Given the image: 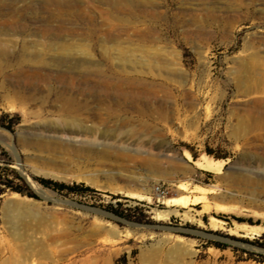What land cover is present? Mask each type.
<instances>
[{"label":"rangeland","instance_id":"rangeland-1","mask_svg":"<svg viewBox=\"0 0 264 264\" xmlns=\"http://www.w3.org/2000/svg\"><path fill=\"white\" fill-rule=\"evenodd\" d=\"M0 118V264H264V0H0Z\"/></svg>","mask_w":264,"mask_h":264},{"label":"bare ground","instance_id":"bare-ground-1","mask_svg":"<svg viewBox=\"0 0 264 264\" xmlns=\"http://www.w3.org/2000/svg\"><path fill=\"white\" fill-rule=\"evenodd\" d=\"M37 87H13L12 91H13V97L17 100L20 101H24L27 98V91H29L30 89H36ZM68 88V87H67ZM152 89V88H151ZM65 87L62 88L61 91V96L63 99H68L63 93H64ZM151 91V90H150ZM6 97H11V94H6L4 95ZM260 121L259 119L256 120V122H254V124L257 126L259 125ZM208 169L212 170V171H220L221 170V164H207L205 165ZM34 183V182H33ZM196 190H199L203 193V195L201 196H197L195 198L191 197L189 194H177L175 196L172 197H167L163 200V202L170 207L167 210V213H173V212H177L178 208H188L193 202H200V201H206L207 197L206 194L210 191L209 188L206 187H202V186H196L195 188ZM188 191L190 190V185L189 184H180L179 185V191ZM209 204V203H208ZM207 203L205 204V208L209 209L210 206ZM172 207H174V209H172ZM225 210H230L225 209ZM220 223H222V220L216 218V217H211L210 219V224L213 226H218L220 225ZM232 231L236 232V233H241L245 236L248 235H260V234H264V228L261 227H255V226H249L246 224H238L235 226V228L232 229Z\"/></svg>","mask_w":264,"mask_h":264},{"label":"trees","instance_id":"trees-1","mask_svg":"<svg viewBox=\"0 0 264 264\" xmlns=\"http://www.w3.org/2000/svg\"><path fill=\"white\" fill-rule=\"evenodd\" d=\"M0 125L7 128V129H10V130L13 128V125L7 124L3 121L2 122L0 121ZM37 179L42 184H44L45 186L50 187V188L55 189V190H58V191L68 190L70 192H78L81 189V186H83V185L77 184V183H74L73 185H69V184H66L63 182L55 181V180H52L50 178H44V177H39ZM3 184H5L6 188H10L11 190H15V191H18V192L23 193V194H28L29 196H33V197L37 196L33 192H26L24 189H21L20 187H14L10 183L4 182ZM2 192H3L2 189H0V195L2 194ZM113 211L119 213L115 209H113ZM235 218H237L239 221H244V219H242V218H239V217H235Z\"/></svg>","mask_w":264,"mask_h":264},{"label":"built area","instance_id":"built-area-1","mask_svg":"<svg viewBox=\"0 0 264 264\" xmlns=\"http://www.w3.org/2000/svg\"><path fill=\"white\" fill-rule=\"evenodd\" d=\"M158 190H161L160 188H158ZM163 192V191H162Z\"/></svg>","mask_w":264,"mask_h":264}]
</instances>
